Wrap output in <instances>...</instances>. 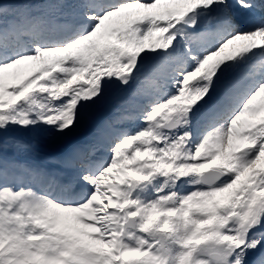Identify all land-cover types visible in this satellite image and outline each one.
Instances as JSON below:
<instances>
[{"label":"snow or ice","instance_id":"obj_1","mask_svg":"<svg viewBox=\"0 0 264 264\" xmlns=\"http://www.w3.org/2000/svg\"><path fill=\"white\" fill-rule=\"evenodd\" d=\"M0 264H264V0H0Z\"/></svg>","mask_w":264,"mask_h":264}]
</instances>
